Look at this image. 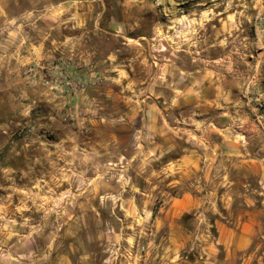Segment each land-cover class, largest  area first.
I'll use <instances>...</instances> for the list:
<instances>
[{"label":"clouds","instance_id":"obj_1","mask_svg":"<svg viewBox=\"0 0 264 264\" xmlns=\"http://www.w3.org/2000/svg\"><path fill=\"white\" fill-rule=\"evenodd\" d=\"M0 264H264V0H0Z\"/></svg>","mask_w":264,"mask_h":264}]
</instances>
